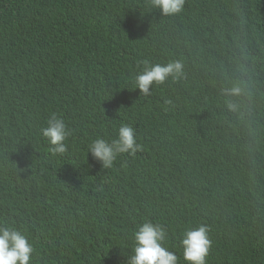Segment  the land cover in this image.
<instances>
[{"label": "trees", "instance_id": "trees-1", "mask_svg": "<svg viewBox=\"0 0 264 264\" xmlns=\"http://www.w3.org/2000/svg\"><path fill=\"white\" fill-rule=\"evenodd\" d=\"M140 61L182 70L145 97ZM53 113L62 156L40 135ZM121 124L141 149L104 170L87 146ZM146 219L179 264L200 224L206 264H264V0H0V223L30 264H127Z\"/></svg>", "mask_w": 264, "mask_h": 264}, {"label": "clouds", "instance_id": "clouds-1", "mask_svg": "<svg viewBox=\"0 0 264 264\" xmlns=\"http://www.w3.org/2000/svg\"><path fill=\"white\" fill-rule=\"evenodd\" d=\"M184 0H151V6L165 15L180 13ZM140 69L135 77V89L141 96L151 95L154 85H162L170 76H178L182 65L179 62L167 65L138 62ZM240 89L233 87L230 94H239ZM227 103L228 99L222 97ZM245 121V117H242ZM228 119H235L233 111ZM65 120L53 113L47 125L40 129V135L52 146L53 155H64L68 151L67 140L71 136ZM88 154L96 159L104 170L111 169L121 154H135L141 149L136 141V130L128 124H121L114 139L97 137L88 144ZM132 254L127 256V264H179V257L164 246L167 239L165 227L160 223L145 220L134 232ZM182 256L186 264H206V258L212 247L210 228L200 224L186 228L182 239ZM36 249L26 232L10 224L0 223V264H30Z\"/></svg>", "mask_w": 264, "mask_h": 264}, {"label": "rangeland", "instance_id": "rangeland-1", "mask_svg": "<svg viewBox=\"0 0 264 264\" xmlns=\"http://www.w3.org/2000/svg\"><path fill=\"white\" fill-rule=\"evenodd\" d=\"M243 122H245L243 120V118H240V119L236 118V123H238V125L241 124V123H243Z\"/></svg>", "mask_w": 264, "mask_h": 264}]
</instances>
